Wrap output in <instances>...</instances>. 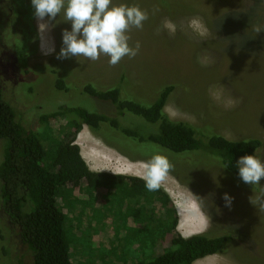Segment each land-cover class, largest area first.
Returning a JSON list of instances; mask_svg holds the SVG:
<instances>
[{
    "label": "rangeland",
    "instance_id": "374dc122",
    "mask_svg": "<svg viewBox=\"0 0 264 264\" xmlns=\"http://www.w3.org/2000/svg\"><path fill=\"white\" fill-rule=\"evenodd\" d=\"M122 2L139 5L149 18L142 29L129 32L130 46L141 43L139 53L112 66L104 55L95 61L56 58L62 31L71 30L62 14L52 21L45 18L50 27L46 39L55 52L44 55L31 0L0 1V91L15 122L26 131L42 133L40 115L62 105L93 107L77 92L81 81L117 85L122 98L145 104L153 102L158 89L172 85L164 107L170 120L208 128L231 141L258 139L262 146L256 156L264 158V0H115ZM165 20L174 24L173 33L162 28ZM58 80L67 91L56 88ZM49 126L57 135L65 121L55 118ZM101 136L83 126L75 138L90 171L142 179L143 163L153 155H165L171 168L160 187L175 206L178 232L184 237H233L224 253L194 264H264V180L243 185L210 155H175L144 144L135 151L112 146ZM7 143L0 140V163ZM145 150L155 154L145 155ZM113 181L109 191L96 188L85 194L62 188L67 193L60 197L59 207L66 216L73 264H124L141 257L139 242L132 240L127 242L126 258L111 255L119 242L123 246L126 235L139 231L129 212L142 206L136 205L137 197L129 189H119V180ZM224 193L234 198L231 207L225 206ZM7 263L32 264V256L0 204V264Z\"/></svg>",
    "mask_w": 264,
    "mask_h": 264
},
{
    "label": "trees",
    "instance_id": "16d2710c",
    "mask_svg": "<svg viewBox=\"0 0 264 264\" xmlns=\"http://www.w3.org/2000/svg\"><path fill=\"white\" fill-rule=\"evenodd\" d=\"M55 86L60 91L68 90L63 80H58ZM173 89L172 85L163 86L156 91L153 102L145 104L132 97L122 98L117 85L81 81L77 92L93 107L62 105L40 115L39 122L45 126L42 133L26 131L15 122L13 109L3 100L0 91V140H8L0 163V204L10 223L18 227L20 242L30 252L32 264H73L66 216L59 207V199L69 189L85 191V194L96 188L109 191L115 179L119 180L117 186L121 191L129 189L136 195L139 200L136 205L142 203L137 206L138 211L129 212L140 225L139 231L126 235L121 242L123 246L119 242L111 254L117 259L126 258L127 242L138 241L141 257L124 264H193L224 253L226 244L233 239L231 235L182 236L177 230L175 206L161 187L149 192L140 178L92 172L74 144L76 136L86 126L120 148L129 146L138 151L139 145L144 144L149 150L154 145L175 155H210L235 180L248 185L240 180L235 164L243 155H256L261 141H231L208 128L196 129L188 123L170 120L164 107ZM59 117L65 121L64 130L54 135L49 125ZM123 141L127 145L119 144ZM149 150L144 154H155Z\"/></svg>",
    "mask_w": 264,
    "mask_h": 264
},
{
    "label": "clouds",
    "instance_id": "9594fccd",
    "mask_svg": "<svg viewBox=\"0 0 264 264\" xmlns=\"http://www.w3.org/2000/svg\"><path fill=\"white\" fill-rule=\"evenodd\" d=\"M31 6L38 20L44 55L55 52L54 44L50 45L46 39V33L50 31L47 21L55 20L62 14L64 21L71 23V30L62 31V47L56 58L85 57L95 61L104 55L112 66L125 56L134 58L139 53L141 43L137 41L130 46L129 32L132 28L142 29L149 18L148 12L139 5L117 4L115 0H31ZM162 28L170 34L175 30L174 24L168 20L164 21ZM235 167L245 184L257 185L264 180V158L255 154L243 155L236 161ZM170 168L169 159L162 154L153 155L145 161L142 176L145 188L149 192L159 190ZM233 199L230 194H223L226 207H231Z\"/></svg>",
    "mask_w": 264,
    "mask_h": 264
},
{
    "label": "crops",
    "instance_id": "0c3cea01",
    "mask_svg": "<svg viewBox=\"0 0 264 264\" xmlns=\"http://www.w3.org/2000/svg\"><path fill=\"white\" fill-rule=\"evenodd\" d=\"M112 175H114V174H112ZM115 175H118V174H115ZM121 176H126V175H123V174H121ZM130 177H134V176H130ZM199 261V260H198ZM194 264V263H193Z\"/></svg>",
    "mask_w": 264,
    "mask_h": 264
}]
</instances>
